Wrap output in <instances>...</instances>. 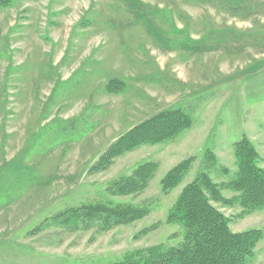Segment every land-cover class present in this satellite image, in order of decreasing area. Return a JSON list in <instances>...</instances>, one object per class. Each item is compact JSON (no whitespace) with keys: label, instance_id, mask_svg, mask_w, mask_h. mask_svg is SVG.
I'll use <instances>...</instances> for the list:
<instances>
[{"label":"rangeland","instance_id":"374dc122","mask_svg":"<svg viewBox=\"0 0 264 264\" xmlns=\"http://www.w3.org/2000/svg\"><path fill=\"white\" fill-rule=\"evenodd\" d=\"M169 107L189 112L193 127L91 169L124 132ZM244 135L264 165V0H24L0 10V264H114L176 244L182 228L166 217L182 187L208 147L234 172ZM189 157V174L165 194L161 179ZM150 160L160 167L145 191L109 193ZM97 203L152 211L109 229L66 212ZM214 204L234 231L264 228V209L241 218L240 206ZM248 264H264V238Z\"/></svg>","mask_w":264,"mask_h":264},{"label":"trees","instance_id":"16d2710c","mask_svg":"<svg viewBox=\"0 0 264 264\" xmlns=\"http://www.w3.org/2000/svg\"><path fill=\"white\" fill-rule=\"evenodd\" d=\"M19 1L24 0H0V10L12 7ZM116 84L122 86L123 79L116 81ZM107 89L110 90L109 85ZM193 125L192 115L181 107L160 110L124 132L91 169H106L117 157L143 145L176 140ZM234 157L236 170L232 172L220 163L212 148L206 149L203 156L205 166L197 172L191 182L182 187L167 213L166 222L182 228L180 238L179 234L174 235V239L178 241L176 244L162 242L145 249H136L114 264H248V258L254 255L258 244L264 238V228L251 227L234 231L231 228L232 217L226 215L214 203L228 207L240 206L241 211L237 216L241 218L264 209V165L258 149L246 135L235 142ZM195 160V157H189L166 173L161 179L162 191L165 194L176 189L184 181ZM159 167L158 161L142 162L131 174L113 181L108 187L109 193L113 196L142 193ZM216 170L228 175V181L214 180L211 174ZM226 189L234 191L235 194L231 197L225 196L223 191ZM151 211L147 205L117 203L110 206L97 203L86 204L66 212L81 213L85 222L102 221L103 228L109 229L142 219ZM156 226L157 224H154L148 229Z\"/></svg>","mask_w":264,"mask_h":264}]
</instances>
